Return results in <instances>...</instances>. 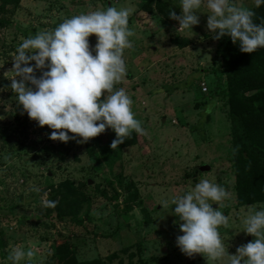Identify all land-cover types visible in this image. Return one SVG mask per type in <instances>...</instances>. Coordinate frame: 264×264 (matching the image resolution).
Here are the masks:
<instances>
[{"label":"rangeland","instance_id":"obj_1","mask_svg":"<svg viewBox=\"0 0 264 264\" xmlns=\"http://www.w3.org/2000/svg\"><path fill=\"white\" fill-rule=\"evenodd\" d=\"M109 1L117 9H134L129 17L133 48L124 52L126 75L114 87L131 97L146 135L134 131L136 143L115 150L110 147L116 138L111 128L85 143H78L79 137L67 143L51 140L53 129L28 117L4 73L12 69V56L23 39L54 30L75 15L106 10ZM156 1L11 0L4 5L0 0V238L5 242L0 264H12L7 257L17 246L35 253L20 264H55V246L63 242L76 247L79 260L102 258L108 264H229L227 256L215 262L203 254L188 257L176 244L183 235L182 221L171 201L202 179L232 194L231 201L223 202L228 206L219 209L229 217V227L219 228L228 253L236 254L239 246L256 239L244 231L242 220L250 208L264 205V199H240L232 158L229 84L220 53L230 36L212 38L206 7L197 13L200 23L192 30H178L179 21L168 10L180 15V0H161L164 12ZM236 2L256 12L255 23L264 22V4ZM88 39L94 49L97 37ZM204 163L211 169L201 171ZM245 164L256 168L264 161L248 158ZM260 172L253 179L264 188ZM66 179L91 199L89 218L82 224L49 214L42 206V198L48 199L46 188ZM164 201L168 206L163 208Z\"/></svg>","mask_w":264,"mask_h":264},{"label":"clouds","instance_id":"obj_2","mask_svg":"<svg viewBox=\"0 0 264 264\" xmlns=\"http://www.w3.org/2000/svg\"><path fill=\"white\" fill-rule=\"evenodd\" d=\"M261 4L264 0H255L256 7ZM180 7V15L169 10L170 18L179 21L178 30H192L200 23L197 13L206 7V27L214 33V40L230 36L243 53L264 47V22L255 23L256 13L239 6L236 0H180ZM133 12L132 7L109 6L75 15L54 30L30 35L16 48L13 67L4 75L11 79L10 88L28 117L41 127L53 129L49 139L67 143L79 137L77 142L85 143L111 128L116 138L110 147L115 150L131 138L133 131L146 135L132 110L133 100L125 89L114 87L126 75L124 52L133 48L129 39L135 35L129 28ZM91 35L97 37L94 49L88 39ZM37 70L41 75H36ZM33 191L41 189L34 187ZM231 199L230 191L207 179L172 199L173 212L182 221L179 228L183 235L176 238L182 253L188 257L203 254L208 262L227 256L229 264H264V205L250 208L242 220L244 231L256 239L239 246L236 254L228 253L219 228L229 227V217L219 209L227 207L223 202ZM213 202L218 207L214 208ZM41 203L45 208H55L58 201L42 198ZM160 205L168 206L167 201ZM34 256L32 249L17 246L7 259L20 264Z\"/></svg>","mask_w":264,"mask_h":264},{"label":"trees","instance_id":"obj_3","mask_svg":"<svg viewBox=\"0 0 264 264\" xmlns=\"http://www.w3.org/2000/svg\"><path fill=\"white\" fill-rule=\"evenodd\" d=\"M5 1L4 5L11 2ZM162 4L161 0L156 1L158 9L164 12ZM3 21L1 18L0 25ZM220 53L223 55L229 84L232 158L236 167L237 190L243 201L264 199V188L254 182L256 177L253 179L256 170L261 171L259 174L263 175L264 179V165L254 168L246 167L245 164L248 158L264 161V47L253 53H243L239 43L233 44L230 38ZM136 141L133 131L131 139H126L121 146H129ZM93 144L94 142L90 141V148ZM46 193L49 200L58 201L55 208H47L49 214L70 216L80 224L89 218V194L71 179L49 185ZM4 245V240L0 238V246ZM52 259L55 264H108V261L102 258L79 260L76 247L69 242L56 245ZM108 259H111V255Z\"/></svg>","mask_w":264,"mask_h":264},{"label":"water","instance_id":"obj_4","mask_svg":"<svg viewBox=\"0 0 264 264\" xmlns=\"http://www.w3.org/2000/svg\"><path fill=\"white\" fill-rule=\"evenodd\" d=\"M109 6H111V2L110 1H109ZM199 169L201 171H208V170L211 169V166L209 164H207V163H204V164L199 166ZM90 183H92V180H90ZM213 207H215V206H213Z\"/></svg>","mask_w":264,"mask_h":264},{"label":"built area","instance_id":"obj_5","mask_svg":"<svg viewBox=\"0 0 264 264\" xmlns=\"http://www.w3.org/2000/svg\"><path fill=\"white\" fill-rule=\"evenodd\" d=\"M203 85H204V86H203V89H205V90H206V89H207V87L205 86V84H204V83H203Z\"/></svg>","mask_w":264,"mask_h":264}]
</instances>
